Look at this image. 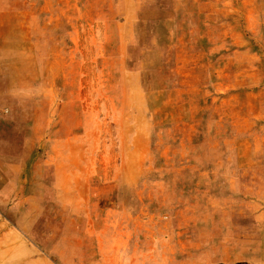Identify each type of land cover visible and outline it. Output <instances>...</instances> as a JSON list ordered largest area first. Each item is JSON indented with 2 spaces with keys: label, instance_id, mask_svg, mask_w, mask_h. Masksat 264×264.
Wrapping results in <instances>:
<instances>
[{
  "label": "rangeland",
  "instance_id": "obj_1",
  "mask_svg": "<svg viewBox=\"0 0 264 264\" xmlns=\"http://www.w3.org/2000/svg\"><path fill=\"white\" fill-rule=\"evenodd\" d=\"M0 264H264V0H0Z\"/></svg>",
  "mask_w": 264,
  "mask_h": 264
}]
</instances>
